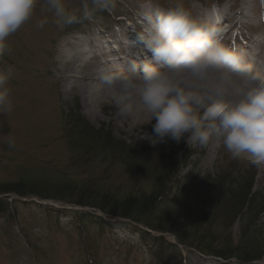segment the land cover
<instances>
[{
  "label": "rangeland",
  "instance_id": "obj_1",
  "mask_svg": "<svg viewBox=\"0 0 264 264\" xmlns=\"http://www.w3.org/2000/svg\"><path fill=\"white\" fill-rule=\"evenodd\" d=\"M68 3L75 9L80 0ZM168 3L117 0L112 13H98L92 21L60 28L40 0L33 17L10 36V52L0 62V67L14 70L8 85L12 111L0 114V191L25 182L35 184L37 194L52 198L1 196L9 206L3 205L0 214V264H246L237 257L224 261L208 253H230L236 248L260 258L251 264H264V212L248 232L251 218L235 219L240 208L233 197L253 179L257 211L264 210V171L235 165L218 140L204 148L183 142L181 152H177L179 143L171 140L153 145L148 125L135 127L128 118L118 123L121 115L109 106L112 102H99L92 95L86 101L81 86L70 91L58 81L55 64L74 38L89 34L93 36L85 39L98 40L100 35L102 48L93 49L91 57L98 63L118 59V54L110 53L112 47L122 50L120 56L129 54L126 44L141 49L135 30L140 9L164 8ZM185 4L204 13L218 7L213 9L217 16L220 8L226 12L229 7L234 11L243 7L250 21L231 32L229 45L264 39V0H185ZM45 18L49 23L38 28V21ZM78 104L91 128L72 127ZM99 130H103L100 135ZM107 137L110 145L103 144ZM9 138L13 146L7 143ZM183 151L189 159L182 164ZM105 194L118 202L162 194L144 213L153 231L74 203L94 204L91 199L96 202ZM172 223L174 230L183 226L195 234L202 247L181 245L169 233Z\"/></svg>",
  "mask_w": 264,
  "mask_h": 264
},
{
  "label": "clouds",
  "instance_id": "obj_2",
  "mask_svg": "<svg viewBox=\"0 0 264 264\" xmlns=\"http://www.w3.org/2000/svg\"><path fill=\"white\" fill-rule=\"evenodd\" d=\"M40 0H0V62L10 52L9 38L34 15ZM52 23L63 28L112 13L117 0H43ZM136 41L148 57L126 68L102 66L99 84L115 109L134 117L141 109L151 124L153 145L171 140L192 147L222 141L233 160L243 156L264 168V69L223 40L222 30L200 21L185 0L143 13ZM47 18L37 23L43 28ZM63 54V53H62ZM69 57L65 56V59ZM13 67H0V114L12 111ZM154 121V123H153ZM9 146L14 140H7Z\"/></svg>",
  "mask_w": 264,
  "mask_h": 264
},
{
  "label": "bare ground",
  "instance_id": "obj_3",
  "mask_svg": "<svg viewBox=\"0 0 264 264\" xmlns=\"http://www.w3.org/2000/svg\"><path fill=\"white\" fill-rule=\"evenodd\" d=\"M223 8H220L221 11H219V17H220V28L215 27L217 30H222L223 27H226L229 25V27L224 30L222 33L223 40L225 43L229 44V35L233 30L236 28H240L244 25H247V22L249 20V16L246 13L245 8H239L236 9L237 11H234L232 7H229L226 10H222ZM153 10L152 8H149L147 6L142 7L140 9V13L137 15V19L139 20V29H136L138 32L143 30L144 21H143V13ZM193 14L202 22L211 24L213 17L211 14L200 12L197 8L192 9ZM85 36H93L89 34H83L82 36L78 38H74V42L72 44H68L66 49L64 51H61L59 54L60 60L55 64L56 73L58 74L59 78L58 81L62 82L61 85L63 88L68 90H73V88H76L78 86H81L84 93L87 94L86 101H88L89 98H92L91 95L99 102L109 101L111 102L106 90L99 84L97 79V69L102 66H110L113 68H126L129 62L136 61L137 63H140L144 61L148 57L147 52H143L140 48L131 49L128 44H126L125 49H128V55L120 56L122 53L121 49L117 48H111L110 53L112 54H118V59H112L108 61H104L103 63H98L97 59L95 57H91L93 49H100L102 46L99 44L100 39L103 38L100 35H97L96 37L98 40H87L85 39ZM115 39V37H113ZM99 41V42H98ZM111 42V40H109ZM111 44V43H110ZM121 45V44H119ZM125 45V44H122ZM233 47L237 48L238 50L242 51L245 56L248 58L250 62H252L254 65L259 66L261 69H264V39L262 41L258 39H244V43L237 41L233 43ZM63 53V54H62ZM65 56L69 57L68 59H65ZM90 95V96H89ZM88 103V102H86ZM87 108H91L90 104H87ZM109 106L112 108H115L113 104L109 103ZM115 110V109H114ZM117 111V110H116ZM115 112V111H114ZM121 115V114H120ZM118 123H126V119L128 118V121H132V124H135V127L143 126L146 127L148 125V128L151 129V124H149V121L143 122L146 120L148 115L141 109L140 112H138L134 117H127L124 115L117 116ZM115 119V118H114ZM141 123V124H140ZM154 123V121H153ZM219 141V140H218ZM212 143V142H211ZM223 148L222 146H219ZM220 148V149H221ZM211 149L213 152L216 151V146L212 145ZM201 153H205V151H201ZM228 156L227 158H230V154L227 152ZM187 156V160H188ZM233 160V159H231ZM235 162V165L241 166L242 168H246L245 166L253 168V171L257 173L256 168L251 166L248 161L240 158L237 160H233ZM262 171H264V168H261Z\"/></svg>",
  "mask_w": 264,
  "mask_h": 264
},
{
  "label": "trees",
  "instance_id": "obj_4",
  "mask_svg": "<svg viewBox=\"0 0 264 264\" xmlns=\"http://www.w3.org/2000/svg\"><path fill=\"white\" fill-rule=\"evenodd\" d=\"M78 107H79V104L78 106H76L75 110H73L76 113V119L74 120L72 119L73 120L72 127L78 130H84V128L86 127L91 128L90 125H88L84 121V119L81 117L79 113L80 109ZM102 132L103 130H99L98 135H100ZM110 143H111V139L109 137H107L103 142V144L105 145H110ZM179 145H180V150H178L177 152L182 151L183 142H180ZM178 147L175 149H178ZM179 154L181 155V158L179 160L182 161V164L185 163V160L187 161L186 151H183L182 154L181 153ZM182 156L184 157V159H182L183 158ZM178 157L180 156L178 155ZM177 174L178 172H176V175ZM253 184H254V181L253 179H251V182L248 184V186H246V188H244V190H241L240 192H233L234 193L233 197L235 198L234 199L235 205H237L240 208L239 212L235 216V219L238 217L243 218L245 215L249 216L248 218H251V220L249 221L251 223H250V228L248 232L251 231L252 225L253 226L256 225L254 224V222L264 212V210L262 209H261L262 211H257V207H259V205H256L257 196L255 195V193H253V190H252ZM33 188H35V184H28L25 182H20L18 184H12L8 186L7 188L2 189L0 191V194L1 195L14 194L20 197L34 196V197H38L41 200H51L50 198L52 197L50 195L37 194L36 192L33 191ZM87 194L86 196H84L85 198H89ZM162 194H164V192H162ZM161 195L159 197L157 196V198L156 196L150 197L144 201L131 202L130 200V201L118 202L116 200H113V197L105 194L103 197L96 200V202L91 199V201H93L94 204L89 203L88 202L89 200L84 201V202L82 200H79L74 203L78 205V207H84V208L89 207L103 214L109 215L112 218H120L124 220H129L136 224L141 223L145 225L147 229H150L153 231L152 226L148 223L147 216H145L144 213L150 211L157 204L159 199L163 197ZM4 198H8V197H4ZM81 198L84 199L82 196ZM104 202L106 203L104 204ZM3 205H5L6 207L9 206L6 200L0 199V214H3L5 211ZM174 227H175L174 223H172V228L169 230V233L174 235L181 245L188 246V245L196 244L202 247L200 245L202 243L199 240H197V237L195 234H192L186 229L184 230L183 226L181 227L179 226V228H177L176 230H174ZM248 232L246 233L245 236H248L249 234ZM154 240L162 241L161 239L157 240L156 238H154ZM203 249H205V247ZM225 252H228V251H225ZM208 253L209 255L214 256L215 258H218L224 261H230L231 259L235 257H237L240 261L245 262L246 264H249V263L251 264V263L260 261V258L255 257L252 254H249L248 252H246L245 250H242L241 248L233 249V251L230 253H224V252H218V251L217 252L208 251Z\"/></svg>",
  "mask_w": 264,
  "mask_h": 264
}]
</instances>
